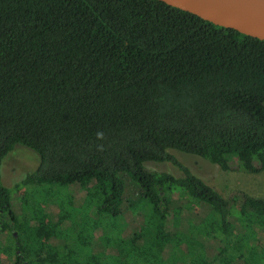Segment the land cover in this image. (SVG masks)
<instances>
[{"label":"trees","instance_id":"16d2710c","mask_svg":"<svg viewBox=\"0 0 264 264\" xmlns=\"http://www.w3.org/2000/svg\"><path fill=\"white\" fill-rule=\"evenodd\" d=\"M17 145L38 164L8 184ZM174 150L264 171V39L162 0H0V264H264V199ZM73 183L55 216L14 209Z\"/></svg>","mask_w":264,"mask_h":264},{"label":"rangeland","instance_id":"374dc122","mask_svg":"<svg viewBox=\"0 0 264 264\" xmlns=\"http://www.w3.org/2000/svg\"><path fill=\"white\" fill-rule=\"evenodd\" d=\"M173 153L184 163L186 164L191 171L197 176L201 177L206 182L214 185L218 188L226 197L230 196L233 192H242L246 193L251 197H257L264 199V171L259 173H248L244 171H225L219 167L218 164H213L207 159L185 152H181L178 150H174ZM39 156L34 151L22 146L17 145L15 149L10 152L5 160L3 161V174L4 181L10 184L12 180L20 178L22 173H27L30 171H34L38 164ZM35 160V165H33ZM145 166L151 170L155 171H170L178 176H182V171L179 170L175 165L170 162H157V161H147L145 162ZM137 184L136 182H132L130 178L127 180V190L126 196L129 201L134 200ZM76 190L75 194H77V199L81 200L82 196L80 193V188L75 183L64 186V188L57 187L56 185H30L23 187L18 192H12V203L14 209L18 213H25L28 210L33 209L38 201L44 202V208L51 212L52 216L59 214L60 209L62 208V201L66 200L67 197L64 195L73 194ZM49 190L52 194L40 196L41 192ZM61 190V191H60ZM61 194H60V192ZM33 194L30 198V203L26 204L23 202L21 204V197H27L29 194ZM50 201L56 199H61V203L54 204L51 202L49 205H46L50 201H46L43 198H49ZM47 198V199H48ZM76 198V197H75ZM41 199V200H40ZM59 201V200H58ZM98 235L102 234V231H97ZM211 244L213 242L211 241ZM3 259L6 260V255L2 254ZM3 264H9L6 260Z\"/></svg>","mask_w":264,"mask_h":264},{"label":"water","instance_id":"95a60500","mask_svg":"<svg viewBox=\"0 0 264 264\" xmlns=\"http://www.w3.org/2000/svg\"><path fill=\"white\" fill-rule=\"evenodd\" d=\"M217 25L264 39V0H162Z\"/></svg>","mask_w":264,"mask_h":264}]
</instances>
